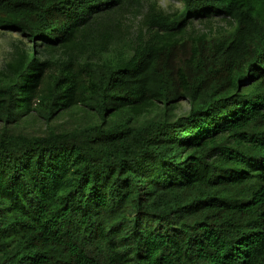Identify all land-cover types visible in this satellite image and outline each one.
Returning a JSON list of instances; mask_svg holds the SVG:
<instances>
[{
  "label": "trees",
  "instance_id": "obj_1",
  "mask_svg": "<svg viewBox=\"0 0 264 264\" xmlns=\"http://www.w3.org/2000/svg\"><path fill=\"white\" fill-rule=\"evenodd\" d=\"M179 1L0 0V264H264V0Z\"/></svg>",
  "mask_w": 264,
  "mask_h": 264
},
{
  "label": "rangeland",
  "instance_id": "obj_2",
  "mask_svg": "<svg viewBox=\"0 0 264 264\" xmlns=\"http://www.w3.org/2000/svg\"><path fill=\"white\" fill-rule=\"evenodd\" d=\"M160 5L167 11H174L180 9L182 4L179 0H159ZM127 21L129 23L136 24V19L134 17V12H129L127 15ZM228 24L226 21L221 20L220 18H215L209 23H204L200 21H195L192 28L193 32H207L210 28L216 30L218 27H227ZM18 39H25L22 34L16 32H9L3 29H0V77L1 72L3 71L7 61L12 57L13 45L12 43H17ZM26 41V40H25ZM189 108L187 100H179L175 106L173 113L175 115L185 113ZM157 111L152 110L145 115L144 117H152ZM95 115L91 114L83 107H76L72 111L65 112L59 115L53 122V124L59 129H66L70 126H73L76 123L85 122L89 118L94 119ZM1 127V123H0ZM17 131L24 132L29 135L34 134H43L46 131L45 119L39 116V114L32 113V115L26 117L24 121L21 122Z\"/></svg>",
  "mask_w": 264,
  "mask_h": 264
}]
</instances>
